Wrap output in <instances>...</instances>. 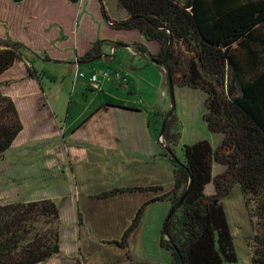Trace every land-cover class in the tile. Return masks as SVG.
<instances>
[{"label": "rangeland", "instance_id": "obj_1", "mask_svg": "<svg viewBox=\"0 0 264 264\" xmlns=\"http://www.w3.org/2000/svg\"><path fill=\"white\" fill-rule=\"evenodd\" d=\"M112 1L103 0L112 18H118L123 10ZM5 2L13 10L31 8L0 0V4ZM4 12L0 38L39 41L38 51L29 41L22 43L41 58L28 56L29 64L17 62L0 78L1 93L14 103L23 125L13 146L0 157V205L45 199L56 204L61 217V254L47 264H127L125 253L108 243L119 240L143 203L159 199L173 185L170 155L158 141L163 124L159 114L171 107L165 73L133 47L140 44L156 51L155 43L145 44L137 32L118 30L125 43L117 42L120 45L114 50L104 48L106 58L78 67L70 40L63 49L55 48L62 33L51 41L45 33H27L35 26L21 31ZM90 22L98 24L96 18ZM13 32L21 36L17 39ZM44 54L62 63L44 62ZM31 66L37 80L29 76L27 67ZM93 69H118L127 82L103 81V90L93 91L89 82ZM174 95L182 126L174 157L182 161V146L202 140L216 147L221 137L210 133L202 119L204 94L175 88ZM221 170L215 165L213 174ZM150 186H160L163 192L144 189L109 195L113 190ZM212 193L210 184L206 194ZM223 205L237 254L235 264H251L254 231L238 187ZM169 206L164 201L147 208L129 241L134 264H170L169 252L160 246Z\"/></svg>", "mask_w": 264, "mask_h": 264}, {"label": "trees", "instance_id": "obj_2", "mask_svg": "<svg viewBox=\"0 0 264 264\" xmlns=\"http://www.w3.org/2000/svg\"><path fill=\"white\" fill-rule=\"evenodd\" d=\"M11 1L20 5L25 0ZM97 1L103 20L115 29L137 32L144 41L158 45L155 54L144 45L133 47L163 69L166 84L170 78L174 91L204 94L203 122L210 133L221 137L216 147L205 140L183 145L182 161L177 160L173 147L179 144L182 126L173 112L158 136L170 155L172 188L143 203L119 240L108 244L134 264L129 241L147 208L167 201L171 209L190 187L169 220L166 235L161 231L160 246L169 252L170 264H235L237 254L223 201L238 187L254 231L251 264H264V0H115L127 15L119 22L109 17L103 0ZM118 45L99 40L74 64L86 66L102 59L104 48L114 50ZM28 56L41 58L22 42L0 38V78L17 62L29 64ZM43 56L44 62L62 63ZM27 71L38 79L32 66ZM170 109L159 114L162 122ZM22 131L16 107L1 93L0 83V157ZM215 165L222 169L216 175ZM210 184L213 193L206 194ZM144 189L163 192L160 186H150L113 190L109 195ZM60 229V212L52 200L0 205V264L47 263L61 254Z\"/></svg>", "mask_w": 264, "mask_h": 264}, {"label": "crops", "instance_id": "obj_3", "mask_svg": "<svg viewBox=\"0 0 264 264\" xmlns=\"http://www.w3.org/2000/svg\"><path fill=\"white\" fill-rule=\"evenodd\" d=\"M112 2L113 4H116L117 7L119 6L115 0ZM23 4L26 6L30 4L31 8L26 9L25 11L23 9L26 7L13 10L11 6H8L7 2H5V5L0 4V18L3 17L5 14L4 10L6 9V18L15 21L16 25L19 27V30L26 32L28 29L27 26H35L36 28H33V30L27 33H38L41 35L45 33L49 35L48 37L51 41L55 40L59 33H62L63 38H59L57 41H55V44L57 43L55 48L63 49L67 40H70V45H72L74 48V59L89 51L91 45L99 40H108L122 43L126 42L124 39H122V36L119 37L120 33L118 34L119 31L117 29H115L112 25H110V27L108 25L109 22L103 20L97 0H83L81 4H70L65 0H25ZM78 7H82V9L80 10ZM120 8L123 11L122 14H119L120 16L118 18H112V15H110L109 11L106 10L109 17L113 21L119 22L126 19V12L121 6ZM92 18H96L98 20V24H96V26L91 24L90 20H92ZM104 21L107 24H104ZM45 30H49L51 32L48 33L49 31L45 32ZM121 32H124V34L125 32L131 33L129 31L123 30ZM11 34H14L17 39L19 36H21V32L18 34L13 32ZM27 41H29L28 37L21 40V42ZM29 43L35 50H40L39 46H41V43H39V41L35 43L29 41ZM140 43L143 42L140 41ZM145 44H151V42L145 41ZM48 46H51L50 42H48ZM155 48L156 51H149L155 54L159 49L156 43ZM103 57L106 58L107 56L104 54ZM83 78H85V75ZM102 88L104 87H101L100 90H103ZM51 260L48 262H51ZM127 264H130L129 261Z\"/></svg>", "mask_w": 264, "mask_h": 264}, {"label": "built area", "instance_id": "obj_4", "mask_svg": "<svg viewBox=\"0 0 264 264\" xmlns=\"http://www.w3.org/2000/svg\"><path fill=\"white\" fill-rule=\"evenodd\" d=\"M78 76L82 78L83 74H78ZM126 79V75L123 76L122 72L114 69H108L105 71L101 70L100 72H96V70H94L93 74L89 78V82L92 89H94L95 91H100L103 85V81L124 83L127 82Z\"/></svg>", "mask_w": 264, "mask_h": 264}, {"label": "water", "instance_id": "obj_5", "mask_svg": "<svg viewBox=\"0 0 264 264\" xmlns=\"http://www.w3.org/2000/svg\"><path fill=\"white\" fill-rule=\"evenodd\" d=\"M167 88H168V95H169V98L171 100V109H170V112L168 113V116L163 120V124L165 123V121L169 118V116L175 112V95H174V89H173V86H172V83L170 81V78H168V82H167ZM162 129H163V125H162ZM161 133H162V130H161ZM160 133V134H161ZM190 187L188 188V190L185 192V194L179 199V201L174 204L171 209L169 210L167 216H166V219L164 221V224H163V234L166 235L167 233V226H168V223H169V220L171 219L172 215L175 213L176 210L179 209V207L181 206L182 202L184 201L188 191H189Z\"/></svg>", "mask_w": 264, "mask_h": 264}]
</instances>
